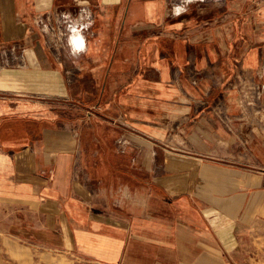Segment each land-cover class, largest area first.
Listing matches in <instances>:
<instances>
[{
    "label": "crops",
    "instance_id": "crops-1",
    "mask_svg": "<svg viewBox=\"0 0 264 264\" xmlns=\"http://www.w3.org/2000/svg\"><path fill=\"white\" fill-rule=\"evenodd\" d=\"M87 1L0 0V264H264V0Z\"/></svg>",
    "mask_w": 264,
    "mask_h": 264
},
{
    "label": "built area",
    "instance_id": "built-area-1",
    "mask_svg": "<svg viewBox=\"0 0 264 264\" xmlns=\"http://www.w3.org/2000/svg\"><path fill=\"white\" fill-rule=\"evenodd\" d=\"M75 2L78 7L76 11L63 9L35 17V24L42 34L46 47L58 60L61 59L65 50L70 49L67 42L72 33L68 31V24L75 22L79 28L80 25L89 23L90 20L91 26L85 29L82 34L85 35L92 31L91 27L95 20V14L90 3L87 0H75ZM64 14H70V19L65 20ZM10 49L16 51L19 48L13 45ZM252 89H250L251 96L253 97L254 94L255 98L259 97V85L255 84ZM250 102H253V100Z\"/></svg>",
    "mask_w": 264,
    "mask_h": 264
},
{
    "label": "clouds",
    "instance_id": "clouds-1",
    "mask_svg": "<svg viewBox=\"0 0 264 264\" xmlns=\"http://www.w3.org/2000/svg\"><path fill=\"white\" fill-rule=\"evenodd\" d=\"M194 2L195 0H182V3L174 8L173 14L175 16L183 14L184 12L188 11L186 5ZM88 15L90 16V13ZM64 18L65 20H69L70 14H64ZM90 26V20L89 23L80 25L79 28L76 26L75 22L72 24H68V31L72 33L67 42L70 48L69 56L72 57L74 61L75 58H77L81 53H84L86 51V40L84 35H82V32Z\"/></svg>",
    "mask_w": 264,
    "mask_h": 264
},
{
    "label": "rangeland",
    "instance_id": "rangeland-1",
    "mask_svg": "<svg viewBox=\"0 0 264 264\" xmlns=\"http://www.w3.org/2000/svg\"><path fill=\"white\" fill-rule=\"evenodd\" d=\"M262 116H263V119H264V112H263Z\"/></svg>",
    "mask_w": 264,
    "mask_h": 264
}]
</instances>
